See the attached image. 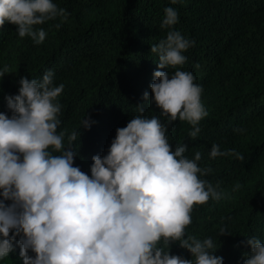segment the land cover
<instances>
[{"label": "trees", "instance_id": "obj_1", "mask_svg": "<svg viewBox=\"0 0 264 264\" xmlns=\"http://www.w3.org/2000/svg\"><path fill=\"white\" fill-rule=\"evenodd\" d=\"M53 3L66 11L67 18L57 16L34 26L47 34L41 44L21 38L11 23L0 28V70L8 69L0 79V112L11 117L6 97L19 94L22 78L41 81L52 71L54 86L64 85L55 101L61 106L57 133H65L66 148L67 136L78 133L71 145L74 166L91 176L93 156L108 154L117 129L141 115L137 106L144 104L142 115L160 119L173 151L185 144L189 159L201 153L198 166L211 169L201 179L219 185L216 190L224 194L220 200L194 206L186 237L211 238L215 245L211 251L223 258V264H244L251 253L248 240L255 237L264 242V0ZM168 7L177 10L178 22L162 28ZM168 31H179L195 42L183 53L185 64L178 66L191 72L203 89L201 102L208 115L197 125L201 131L195 139L188 135L193 130L189 123L170 122L153 102V73L168 71L171 76L178 70L158 69L159 53L151 52ZM84 118L93 122L90 128L82 127ZM237 128L245 131L237 133ZM213 144L222 152L235 150L244 159H213ZM19 239L12 241L13 250L0 264H23ZM28 254L35 257L31 251ZM170 255L192 259L178 242L170 244Z\"/></svg>", "mask_w": 264, "mask_h": 264}, {"label": "clouds", "instance_id": "obj_2", "mask_svg": "<svg viewBox=\"0 0 264 264\" xmlns=\"http://www.w3.org/2000/svg\"><path fill=\"white\" fill-rule=\"evenodd\" d=\"M164 11L161 27L170 28L178 22V12L172 7ZM57 16L66 19L67 13L53 0H0V28L5 22L16 25L21 38L30 37L36 44L47 34L34 26ZM194 43L179 31H168L166 39L151 46L152 53H159L158 69L184 65L183 53ZM6 72L7 67L0 70V79ZM153 76L156 107L170 122L189 123L193 130L188 135L195 139L201 131L197 125L208 115L202 87L189 71L178 69L170 76L157 70ZM53 77L48 71L41 81L22 78L19 94L6 97L11 117L0 112V260L20 237L23 264H223L211 251V238L185 233L194 206L224 195L216 190L219 185L201 179L211 171L198 166L201 153L189 159L185 144L173 151L165 125L156 116L144 117L140 104L141 115L117 129L108 154L93 156L89 176L74 166L71 145L78 133L67 136V148L65 133H57L61 106L55 101L64 85L54 86ZM92 123L84 118L82 127ZM219 156L244 159L213 144L210 157ZM225 233L222 229L221 235ZM173 242L192 259L170 255ZM248 244L251 253L244 264H264V242L253 237Z\"/></svg>", "mask_w": 264, "mask_h": 264}]
</instances>
